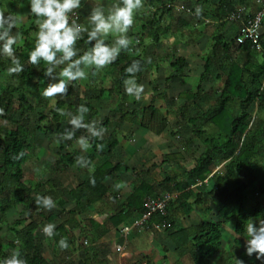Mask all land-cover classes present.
Returning a JSON list of instances; mask_svg holds the SVG:
<instances>
[{
    "label": "trees",
    "instance_id": "obj_1",
    "mask_svg": "<svg viewBox=\"0 0 264 264\" xmlns=\"http://www.w3.org/2000/svg\"><path fill=\"white\" fill-rule=\"evenodd\" d=\"M23 3L25 0H0V7L7 6L14 12L15 8ZM233 6L231 1L221 0L217 9L223 15L229 16L235 9ZM146 7L148 12L140 17L141 27L137 36L133 37L131 51L122 50L117 59L110 64L116 71L112 87L107 90L99 86L92 90L95 94L94 98L98 101L113 95L119 99L115 110L118 122L128 123L133 127L152 129L153 121L159 111L151 106L140 110H129L126 105L128 95L122 83L123 79L129 75L125 69L133 60H139L141 65V70L136 73V76L144 70L145 63L139 52L144 39L151 38L157 44L160 35L169 32L168 27H161V21L172 9L171 0H147ZM31 19L35 21L36 18L32 15ZM17 30L23 32V39L16 46V55L21 57L24 70L19 74L9 75L6 68L10 60L0 55V108L3 109V114H0V230H2V220L10 210L21 207L25 217L21 216L7 227V230L12 233L13 240L6 244L0 243V258L8 256L14 249H19L28 264H48L42 257L43 238L39 235V230L43 222H52L56 219V215L35 203L36 194L51 195L59 205L65 203L61 198L67 195L74 199L76 207L84 209L101 201L108 192L110 187L104 185L106 178H112L118 168L125 171L128 169L120 163L112 165L104 162L95 167L90 175V177L95 176L94 185L89 182V177L87 181L70 191L57 189V183L52 180H37L30 185L26 184L25 167L31 149V137L34 134L31 124L39 130V125L48 119L57 129L69 125L68 118L56 111L58 107L75 111L79 104L84 103L89 107L86 116L92 119L98 117V112L89 102L79 100L75 105L57 101L53 107L49 108L47 114L36 113V106L46 107L48 104L39 94L51 78L45 75L46 65L43 62L38 65L27 62V50L33 46L34 42L30 33L35 31V28L20 26ZM213 43V55L204 62L200 84L207 80L206 76L210 75L214 69L226 72V80L217 104L207 113L216 130V136L205 138V132L197 128L196 120H187L189 123L192 122V125L188 127V134H191V138L202 140L205 152L196 160L192 169L183 170V179L166 176L161 185L159 183L139 184L121 205L118 215L112 217L111 222L113 227L133 223L134 219L145 210L146 199L160 197L156 190L165 184L176 196L167 205L166 217L154 214L148 222L159 225L162 231L170 230L169 228L163 229V227L169 220L171 208L176 207L184 214H189L193 205L213 201V207L216 210V217L213 221L201 222L190 229H180L172 234L176 237V250H180V254L185 251L191 264H211L212 259L222 250L220 233L222 224L232 227L233 244L238 248V260L245 262L251 259L250 264H260L253 259L255 253L251 256L246 254L245 240L247 237L246 224L250 220L255 224L260 219H264V152L260 155L264 147V87L262 86L264 68L263 71L248 74L245 68L232 60L231 57L237 51H244L247 56L259 52L252 49L249 43L238 46L235 38L232 43H224L220 35L214 38ZM230 44L233 46L232 53L222 49L223 46L229 48ZM77 46L88 47L86 37L78 41ZM261 51L264 53V44H262ZM222 52H225L230 60L229 67L226 69L223 68L224 61L219 60ZM173 59L171 63L173 71L175 73L184 71L185 61L181 58L173 57ZM215 60L218 61V65L214 63ZM89 72L94 77L97 71L90 70ZM93 82L94 80H91L89 83L90 87ZM72 83L74 85L76 81ZM201 92L199 85L196 93H189L187 97L196 99ZM34 99L36 105L30 102ZM233 101L236 104V115H233L231 110L234 108L231 106ZM255 102L258 103L259 110L257 119L252 123L253 116L250 107ZM186 111L185 106L180 109V116L182 115L184 120ZM34 117L36 121L33 123ZM109 124L110 120L107 117L98 123V127L102 126L105 129L107 136L92 138L90 152L101 156L105 151V154L110 155L118 147L116 134L109 132ZM45 128L48 129V127ZM82 130L87 133L85 129ZM97 145H103V147L98 149ZM258 156L261 157L262 165H257ZM87 158L90 164L94 160L92 156ZM76 159L75 154H60L56 163L69 168L77 164ZM166 159L164 158V161ZM223 163H225L224 173L213 174L212 169ZM77 166L80 167L78 164ZM209 181L212 183L210 191H200ZM196 184H199L198 189L194 188ZM194 189H197L198 193ZM252 195L255 196L250 199L249 196ZM65 231V225H59L55 229L56 240L59 236L65 237L63 234ZM67 240L69 243L70 239ZM55 243L58 244L57 241Z\"/></svg>",
    "mask_w": 264,
    "mask_h": 264
},
{
    "label": "crops",
    "instance_id": "obj_2",
    "mask_svg": "<svg viewBox=\"0 0 264 264\" xmlns=\"http://www.w3.org/2000/svg\"><path fill=\"white\" fill-rule=\"evenodd\" d=\"M146 1L144 0L143 7L138 11L136 21L128 33L132 38L139 33L140 17L148 12ZM220 1L171 0L172 9L161 21V27H168L169 32L160 35L157 44L153 39L145 38L139 47L145 67L137 79L139 83L145 85L144 95L139 100L128 95L126 105L131 110L128 106L131 101L132 108L140 106L142 109L151 106L157 109L159 114L153 121L152 129L133 127L125 123L131 128V135L125 136L123 132L120 133L122 136L115 135L119 145L110 155L105 154L104 151L103 155L98 156L88 149L85 153L74 154L77 157L92 156L94 160L90 166L79 167L74 164L64 168L61 164L59 165L58 174L55 175L57 189L68 191L87 181L94 168L104 162L112 165L120 163L128 170L118 168L112 178H106L104 185L110 188L103 199L93 205L80 209L75 206L74 199L67 195L61 198L65 202L63 205L56 202L55 210H50L56 215V219L52 222H43L39 230V235L43 238L42 257L48 264H191L185 251L180 254V250H176V237L172 234L180 229H190L195 224L207 222V218L213 221L216 217L213 201L193 205L189 214H184L176 207L171 208L169 220L163 227V229L169 228L168 232L162 231L157 224L148 223L144 228L133 229L126 235L120 231L121 226L125 224L113 227L111 219L118 215L121 205L139 184L159 183L161 185L166 176L183 179V170L192 169L196 160L205 152L202 140L191 138V134H188L190 138H187L186 142L183 139L173 138L170 132L171 124L188 129L192 122L189 123L187 120H196V126L205 132V138L216 136V130L207 113L217 104L226 80V72L212 69V73L206 76L207 80L201 84L200 77L204 72L205 60L213 55L214 38L220 35L224 43H232L239 28L236 21H229L228 16L218 11ZM226 1H231L235 9L244 6L248 15H253L259 10L258 0ZM113 2L114 0H102L106 7ZM95 5L96 0H81V7L76 10L79 13V22L87 23L86 18ZM197 5L202 8L199 17L194 15ZM16 9L22 11L26 18L32 16L29 14V0H25V3L17 6ZM33 27H37L35 21ZM112 40L113 38L109 36L106 43H111ZM262 44H264V34ZM223 47V50L232 53V44L229 48ZM262 51L252 53L251 56H247L244 51H237L231 58L236 64L245 68L246 73H256L263 71L264 68ZM221 56L219 60L224 61L223 68L226 69L229 67V57L225 55V52H222ZM173 57L185 61L186 68L181 73L173 71L171 67ZM214 63L219 64L216 60ZM96 74L98 77L91 84L92 88L100 86L108 90L112 87L116 71H113L110 65L98 70ZM199 85L202 92L196 99H189L187 95L196 93ZM262 86L264 87V75ZM93 100L96 102L110 100L115 109L119 102L114 95L99 101L95 98ZM184 106L187 110L184 113L185 120L182 115L180 116V109ZM231 106L234 107L231 108L233 115H236L235 101L231 102ZM162 109L165 112H162ZM258 110V103H253L250 107L252 123L258 117ZM254 112H257L255 116ZM169 115L173 116L172 119ZM194 148L198 149L200 153L198 156L193 154ZM224 164L213 168L212 173H224ZM211 184V181L207 182L200 191H210ZM197 186L199 184L194 185V188ZM197 189L194 191L198 193ZM169 190H171L170 187L163 184L156 192L159 195L169 194L174 199L175 193ZM46 223H55L56 228L61 224L65 225L66 231L63 234L65 238L70 239L68 248H61L55 243L61 239L60 236L56 240L55 236L48 237L43 233L42 229ZM225 225L227 224H222L220 227L222 250L212 259L211 264L236 262L234 257L237 256L238 248L233 244L232 227L229 228L230 234L228 231L225 233L224 239L222 227ZM230 240L232 241L229 244Z\"/></svg>",
    "mask_w": 264,
    "mask_h": 264
},
{
    "label": "clouds",
    "instance_id": "obj_3",
    "mask_svg": "<svg viewBox=\"0 0 264 264\" xmlns=\"http://www.w3.org/2000/svg\"><path fill=\"white\" fill-rule=\"evenodd\" d=\"M143 2L144 0H114L106 7L102 0H96L95 7L86 18L87 23H83L79 22V13L76 11L81 7V0H29V14L36 18L37 30L32 33L34 42L27 50V62L32 65L43 62L46 65L45 75L51 79L43 89V96L67 94L71 82L85 80L90 70L98 71L110 65L122 50L131 51L133 38L128 33ZM201 13L202 8L197 5L194 15L199 17ZM23 16V13L13 12L7 6L0 7V55L10 60L6 68L9 75L19 74L24 70L21 57L16 55V46L22 41L23 32L14 30L22 22ZM109 36L113 40L106 43ZM85 37L89 46L78 47L77 42ZM140 70V61L133 60L125 69L129 75L122 81L125 93L137 100L144 95L145 90V85L139 83L136 76ZM56 111L61 116H66L71 126L59 134L57 144L75 138V143L86 152L92 147V138H102L105 129L98 127L96 120H86L89 112L86 104H79L75 111L63 107L56 108ZM0 114H3L2 108ZM79 129H85L88 134L76 136ZM97 147L99 149L103 145ZM76 163L81 167L90 166V160L83 155L77 157ZM89 182L94 185L95 176H91ZM35 203L48 210L56 204L51 195L40 193L36 194ZM124 226L127 225H122L120 231ZM55 229V223H46L42 231L46 236L53 237ZM246 233V254L251 256L255 253L257 259L264 257V219L255 224L250 220L246 224ZM58 244L64 249L69 247L65 237H61ZM0 264H28V261L22 257L19 249H14L10 255L0 258ZM236 264L244 262L236 260Z\"/></svg>",
    "mask_w": 264,
    "mask_h": 264
},
{
    "label": "rangeland",
    "instance_id": "obj_4",
    "mask_svg": "<svg viewBox=\"0 0 264 264\" xmlns=\"http://www.w3.org/2000/svg\"><path fill=\"white\" fill-rule=\"evenodd\" d=\"M15 12L22 13V11L17 10V9L15 10ZM33 23H34V21L31 19V16L29 18H26V16H23V20L17 26L16 30L20 26H24L26 28L33 26ZM36 28H35V30H36ZM33 32L30 33V37L32 39H34V36L32 35ZM58 71H59V69H57V72ZM97 77H98L97 74H95V76L92 77L90 75V72H89L87 79L77 80V82L74 83V85H72L73 83L71 82L69 84V87H68V92L65 95L56 94L55 97H45L42 94L43 93L42 92L43 90H42L40 92L39 96H42V98L45 101H47L48 104L46 107H42V106L37 107L36 106V113L47 114L49 108L53 107L57 101H63L65 103H71V104L75 105L79 100H83L86 102H90V104L98 112L97 118L92 119V118L86 116V120H89V121L90 120H96L97 126H98V123L102 122V120L107 117L110 120L109 132L116 134L118 136H120L121 135L120 133L123 132L122 134H124L125 136H130L131 135L130 134L131 128H129V126L126 125L125 123L118 122V120H117L118 116L115 114V110H116L115 106L112 102H110V100H105L102 102H100V101L96 102L93 100V98L95 97V94L92 90V87H89L90 86L89 83L91 82V80H95ZM111 100L114 101L115 99L111 98ZM30 102L32 104L36 105L35 99L30 100ZM128 106L130 107L131 110H140V106H134V108H132L133 104L131 103V101L129 102ZM162 112H165V110L162 109ZM256 113L257 112H254V116L256 115ZM169 117L172 119L173 116L169 115ZM35 121H36V117L33 118V123ZM39 127H40V130L35 129L34 124H31V128H32L34 134L31 137V149H30L29 157H28L26 167H25V175H26L25 179H26L27 185H30L31 183H34L37 180H45V179H50V180L56 182L55 175L58 174V170H59V165L56 162L58 160V156L61 153H69V154H74L76 152L85 153V151L81 150L79 148V146L75 143V140H73L71 142L70 141H62L59 144L56 143V140H57V137L59 136V134L61 132H63L65 130V128L71 127L70 125L61 126L59 129H57V127L53 126L51 124L50 120L48 119V120L43 121L39 125ZM45 127H48V129ZM170 132H172L173 138L183 139L185 142L188 141V140H186L187 138H190V136L188 135L189 129H187V128L185 129L183 126L171 124L170 125ZM83 133H85V135L88 134V133L84 132L82 129H79L76 132V136H80ZM106 135H107V133L104 132L102 137H105ZM127 139H129V138H127ZM262 152H264V147H262L260 155L262 154ZM193 154H196L197 156L200 154V153H198L197 148H194ZM258 161L259 162L257 163V165H262L260 163V161H261L260 156H258ZM253 189H254V187H253ZM254 196L252 195L249 197L251 199V198H254ZM66 198H67V196H66ZM53 209L55 210V207L52 208L51 210H53ZM21 216L25 217L22 213L21 207H17L15 209H12L9 212H7L6 216L2 220V224H1V226H2V230H0V243L1 244H6L7 242L13 240L12 233L7 230V227L11 226L15 220L20 219ZM208 220H211V219L210 218L206 219L207 222H210ZM230 227H231L230 225H225L222 227V231H224V235H223L224 239H225V233L227 231H228V234H230V232H229ZM231 241L232 240H230L229 244L231 243ZM226 245H228V244L226 243ZM237 253H238V250L236 251V254ZM10 254H11V252L9 253V255ZM236 259H237V256L234 257L235 261H236ZM253 259H254V261H256L260 264L264 263V257L257 259L256 254H254ZM250 260L251 259H247V261H245L244 264H250L251 263ZM233 264H236V263H233Z\"/></svg>",
    "mask_w": 264,
    "mask_h": 264
},
{
    "label": "built area",
    "instance_id": "obj_5",
    "mask_svg": "<svg viewBox=\"0 0 264 264\" xmlns=\"http://www.w3.org/2000/svg\"><path fill=\"white\" fill-rule=\"evenodd\" d=\"M258 2L259 10L253 15H248L246 8L239 6L228 16L229 21H236L239 24L235 37L236 45L239 46L249 43L255 51L262 49L264 34V0H258ZM172 198L169 194H162L158 198H147L143 213L131 225L124 226L121 230L122 233L127 235L133 229L138 230L144 228L154 214L165 217L167 214V205Z\"/></svg>",
    "mask_w": 264,
    "mask_h": 264
},
{
    "label": "bare ground",
    "instance_id": "obj_6",
    "mask_svg": "<svg viewBox=\"0 0 264 264\" xmlns=\"http://www.w3.org/2000/svg\"><path fill=\"white\" fill-rule=\"evenodd\" d=\"M192 9V8H191ZM226 11V10H225ZM180 60V59H179Z\"/></svg>",
    "mask_w": 264,
    "mask_h": 264
}]
</instances>
